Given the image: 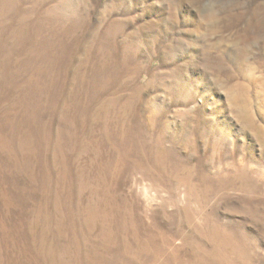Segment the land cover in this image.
Instances as JSON below:
<instances>
[{
	"label": "rangeland",
	"instance_id": "rangeland-1",
	"mask_svg": "<svg viewBox=\"0 0 264 264\" xmlns=\"http://www.w3.org/2000/svg\"><path fill=\"white\" fill-rule=\"evenodd\" d=\"M0 264H264V0H0Z\"/></svg>",
	"mask_w": 264,
	"mask_h": 264
},
{
	"label": "bare ground",
	"instance_id": "bare-ground-1",
	"mask_svg": "<svg viewBox=\"0 0 264 264\" xmlns=\"http://www.w3.org/2000/svg\"><path fill=\"white\" fill-rule=\"evenodd\" d=\"M115 30V29H114ZM117 32V31H116Z\"/></svg>",
	"mask_w": 264,
	"mask_h": 264
}]
</instances>
